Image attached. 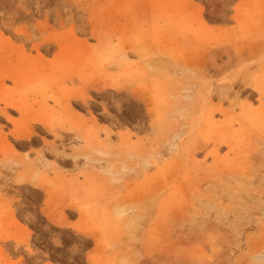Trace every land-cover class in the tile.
<instances>
[{
  "label": "rangeland",
  "instance_id": "1",
  "mask_svg": "<svg viewBox=\"0 0 264 264\" xmlns=\"http://www.w3.org/2000/svg\"><path fill=\"white\" fill-rule=\"evenodd\" d=\"M147 6L150 38L123 26L135 49L52 15L123 23ZM0 10V52L24 49L28 69L3 87L35 117L18 136L8 119L18 111L0 103V264H264V103L244 84H264V0H0ZM46 23L90 52L70 46L76 62L52 72L55 44L38 54L18 37L47 36ZM209 120L231 128L220 145L208 124L196 137Z\"/></svg>",
  "mask_w": 264,
  "mask_h": 264
},
{
  "label": "bare ground",
  "instance_id": "2",
  "mask_svg": "<svg viewBox=\"0 0 264 264\" xmlns=\"http://www.w3.org/2000/svg\"><path fill=\"white\" fill-rule=\"evenodd\" d=\"M149 8H151V7L147 6L146 8L142 9L141 11L135 12L134 14L130 15V17H125V21L123 23H120L119 19L116 16L110 15L107 19H105L104 17H102L100 15H95L94 12H92L91 10H89V18H88V22L89 23L87 22L88 25H87L86 21L84 22L82 20L79 21V22H77V21L75 22L74 21V16H73L72 13H68V14H65V15L62 16L61 13L54 12L52 15L54 16L53 18H55L56 20L59 21V25H60L61 28L65 25L64 22H63V18H64V20H66V22H69V25H70L71 30L73 32L78 30L79 33L81 32V33L85 34L86 30H88V32L91 34V36L95 37L97 39L98 43H100V44H104L105 43V41L107 40L106 39L107 35L112 36V37H116V39H118V40L122 37V43H121V46H122L121 48L122 49L121 50H124L125 46L134 48L135 47V43L133 41H131L129 38H127L126 35H122V33L125 32L123 30V26L126 25L127 29L129 30V32L131 34L134 31L138 30V31H140L142 33H145V35H147L149 38H150V36H152L150 31H149V26H145V25H147L149 23L148 20L151 18L152 13H153V10H150ZM16 13L17 14L19 13L21 15V17L34 19L35 20L34 22L36 23V18H34L33 14L30 13L28 10L27 11H23V10L19 11V10H17ZM159 13H160V15L162 17L163 16V11L160 10ZM44 16L46 17L45 19L47 20V18H48V16H50V14L49 13H45ZM92 18H94L95 22H92ZM130 19L132 20L131 22L129 21ZM162 25L158 24V29H161L160 31H162ZM47 26H48V24L46 23V27L43 28V30H40V32L41 33L44 32V31L46 32L48 30ZM134 26H137V27H134ZM103 27H105L106 30H104ZM47 32L49 33L47 36H41L40 39H36L35 32H27L26 29H22V31L19 32L18 37L20 39H22L25 42V44H27L30 47H32L33 49H35L38 54H39V50L40 49L47 50L48 47H51L52 43L55 44L56 51H53V60L56 63H55V66L52 68V72L55 71L56 68H58V69H63L64 68L65 69V68L72 67L73 64L76 62L75 57H74L75 55L73 56L71 54L70 46L77 45V48L79 49L78 51L80 53H82V52L86 53L88 51L89 47L85 44V42L83 40L81 41L79 39H76L75 41H71L69 39H66L64 37V33L65 32H53L52 34H50L49 31H47ZM4 40H6V39H4ZM1 41H3V40H1ZM135 42L138 45L139 49L142 50V48L145 47L142 44L143 41H141L142 43L138 44V42H140V40L137 39V41H135ZM142 45H143V47H142ZM256 47H258V46H256ZM13 49H14V47H11L9 49L4 50L3 52H0V103L4 104V108H3L4 111L6 109L17 110L18 111L19 119L15 120V119H12L11 117H8V119L12 122V126H13V129L11 130V133H14V134H16L18 136L30 137L33 131L31 129V127L28 125L27 121L29 119L34 120L35 117L32 116V112L27 110V107H26V105L24 104L23 101H20L18 97L16 98L15 96L11 95L10 93H6V88L3 87L4 83H5L4 79L6 77L11 78L12 80H14V82L16 84H18L20 82V80H24V78H25L24 76L28 72V69L25 68L26 55L24 53V49H23V51L21 50L22 53L21 52H15L16 50L13 51ZM12 52H15V54H14V55H16L15 57H13ZM45 52H47V51H45ZM88 52H90V51H88ZM76 58H77V56H76ZM30 62H32V59H31ZM43 63H44V61H43ZM227 63H228V61H227ZM227 63H223L224 66L227 65ZM81 64H83V63H79V65H81ZM50 67H52V65H50ZM29 69H31V68H29ZM45 69H47V68H45ZM211 69H213V68H211ZM34 70H36V68ZM217 71L219 72L218 69L217 70L214 69L213 72H217ZM209 72H210V70H209ZM247 81L248 82L244 83V84H247V85H250V86L254 87V89L258 92V94L260 95V97H261V99H262V101L264 103V84L259 86V87H257V86H255L256 85L255 83L253 85L252 81H250V80H247ZM240 84L241 83H239V85ZM73 93H75L76 95L80 96L82 94L84 95L85 92L81 91L79 89V90H76ZM153 101H155V100H153ZM192 107H193L192 108L193 110H197L198 109V105L195 104V103L194 104L192 103ZM200 109L202 110L203 108L201 107ZM259 113L262 116H264V111L262 109L259 110ZM151 115H154V113L151 114ZM232 119H234V118H232ZM0 120H2V118H0ZM230 122H233V121H230ZM75 123L76 122H74V124ZM207 124H208L209 127H211V130H213V132H214V138H212V136H209L210 139H212V141L214 143V146L220 145L222 142H225L224 140L228 137V133L231 131V130L227 129V128H230V126L223 127V126H219V125H214L210 120L206 121V122L205 121L203 122V124L201 126V129H199L198 132L196 133V137L201 138V137L205 136L206 133H205V128L204 127H206ZM77 130H78V132H80V137L83 138V139H86V136H85V133H84L83 129H77ZM127 142L128 141L124 140L123 144H127ZM189 143H190L189 147H192V148L197 147L195 139L191 140ZM141 153H142L141 156L143 158H147L148 155H149V152H147V153L146 152H141ZM76 155L78 156L79 154H76ZM65 161H68V159L65 160Z\"/></svg>",
  "mask_w": 264,
  "mask_h": 264
}]
</instances>
